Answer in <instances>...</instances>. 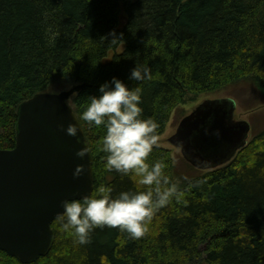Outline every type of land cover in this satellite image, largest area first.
<instances>
[{
  "label": "trees",
  "instance_id": "obj_1",
  "mask_svg": "<svg viewBox=\"0 0 264 264\" xmlns=\"http://www.w3.org/2000/svg\"><path fill=\"white\" fill-rule=\"evenodd\" d=\"M147 63L152 79L129 80ZM141 88L142 118L161 136L175 108L246 81L264 94V0H0V146L16 145L18 106L56 78L87 86L73 96L91 147L94 191H135L131 175L105 168L103 126L82 117L112 77ZM184 192L155 211L139 239L96 228L74 243L61 217L51 251L29 264H264V130L226 165L173 180L171 151L154 146ZM144 190V189H141ZM0 264H27L0 250Z\"/></svg>",
  "mask_w": 264,
  "mask_h": 264
},
{
  "label": "water",
  "instance_id": "obj_2",
  "mask_svg": "<svg viewBox=\"0 0 264 264\" xmlns=\"http://www.w3.org/2000/svg\"><path fill=\"white\" fill-rule=\"evenodd\" d=\"M86 86L77 83L22 102L17 110L16 145L0 146V250L22 263H32L51 251L56 240L52 223L64 211L62 201L93 194V153L70 103ZM236 109L232 98L205 99L180 121L168 140L197 169L226 165L248 144L251 132L247 120L235 119ZM69 124L77 125L79 142L67 134ZM86 145L90 152L81 159L76 152ZM77 165L84 171L74 178Z\"/></svg>",
  "mask_w": 264,
  "mask_h": 264
},
{
  "label": "clouds",
  "instance_id": "obj_3",
  "mask_svg": "<svg viewBox=\"0 0 264 264\" xmlns=\"http://www.w3.org/2000/svg\"><path fill=\"white\" fill-rule=\"evenodd\" d=\"M151 79L152 72L147 63L136 64L129 76V80L135 81ZM99 93L89 96L81 118L90 126H103L102 151L107 154L105 168L131 175L137 190L122 191L113 197V189L101 185L97 189L98 195L62 201V226L65 231L72 232L74 243L79 245L89 243L90 233L105 226L119 228L131 238L139 239L147 231L155 211L173 199L180 202L184 196V192L170 182L162 162L148 161L153 147L158 146V124L151 118H142L141 88H131L114 76L100 85ZM66 132L76 136L79 142L76 124H69ZM89 152L86 145L76 155L83 159ZM83 171L84 168L77 165L74 178H79Z\"/></svg>",
  "mask_w": 264,
  "mask_h": 264
},
{
  "label": "rangeland",
  "instance_id": "obj_4",
  "mask_svg": "<svg viewBox=\"0 0 264 264\" xmlns=\"http://www.w3.org/2000/svg\"><path fill=\"white\" fill-rule=\"evenodd\" d=\"M74 84L76 83L56 78L46 92L59 93L70 89ZM215 98H232L237 102L235 119L247 120L251 124L248 142L253 139L256 132L264 130V94L250 82L241 81L215 92L188 96L184 103L175 108L165 132L158 137V145L171 151L174 167L173 180L176 182H179L182 177L199 175L204 171L189 164L183 158L180 149L173 146L168 139L176 132L180 121L198 104L205 99ZM70 103L73 106V97Z\"/></svg>",
  "mask_w": 264,
  "mask_h": 264
}]
</instances>
